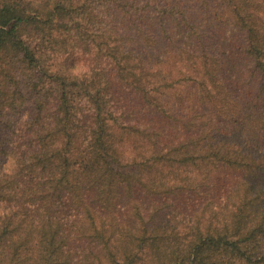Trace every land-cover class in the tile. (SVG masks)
Returning <instances> with one entry per match:
<instances>
[{"label":"trees","instance_id":"1","mask_svg":"<svg viewBox=\"0 0 264 264\" xmlns=\"http://www.w3.org/2000/svg\"><path fill=\"white\" fill-rule=\"evenodd\" d=\"M233 58L245 117L227 95ZM252 116L264 127V0H0V264H70V235L95 264H264V190L246 174L217 225L177 220L186 189L168 181V204L132 227L104 219L146 171L194 161L195 138L172 144L170 121L214 136ZM245 150L208 157L264 162Z\"/></svg>","mask_w":264,"mask_h":264},{"label":"rangeland","instance_id":"2","mask_svg":"<svg viewBox=\"0 0 264 264\" xmlns=\"http://www.w3.org/2000/svg\"><path fill=\"white\" fill-rule=\"evenodd\" d=\"M232 63L234 64V71L231 72L232 74H226V77H228L227 83L230 87L228 88L229 92L227 95H230L234 100L242 101L244 103L242 110L237 115L245 117L251 114L252 109L249 107L247 100L239 93L238 82L241 85L240 74L238 73L239 62L236 61V58H233ZM218 107L219 103H217L216 100L212 103H206L201 106L197 112L204 118H209L212 116L213 112H218L220 110ZM224 109L227 112L235 113L231 106ZM254 116H252V118L248 117L246 120L244 119L243 122H241L243 124L242 127H238L237 123L225 121L224 119L223 122H226V124L224 125L223 130H220V133H217L214 136L213 134L208 135L206 130H198L197 132L192 128H189L191 127L190 125H183L181 123L176 124L175 121H170L169 124L172 125H165V128L168 133L173 136L172 144L177 146L181 142H185L190 138H192V140L195 138L189 146L194 161L190 164L182 165H179L178 162H174L172 165H168V168H171V172L169 169L166 170V166L162 167L161 172L156 168H154L153 171H146L141 183L142 189L132 192L123 188L119 194H114L116 195V204L113 209L104 201L97 204L102 208L107 205L108 209L105 210L107 216L104 214V219L108 220L110 217L109 222L112 220L115 223H120V228L122 230L126 226L132 227L134 220L139 218L138 213H140V208V211L143 210L144 212H147L149 210H158V208L161 209L168 204L166 202V197L157 196L158 192L156 191V186H161L164 181H168L170 185H168L167 188H163V190H168L170 188L176 189L179 187L186 189L185 191H182L181 197L174 201V205H176L175 213L177 220L189 219L188 222L191 221L192 223L200 220L203 225L211 222L216 225L219 224L223 220V212L227 209L230 210L239 203L241 197L239 190H243L240 181L244 179L245 174L251 178V184H258L257 187H260L261 185L264 190V162L260 159L249 162V166L241 167L243 172H245L243 174L242 170L236 166L214 163V160L210 161L208 157L209 155L213 156L217 152L222 153L237 146L247 147L248 150L245 151L249 153L248 155L258 156L260 152L264 153V127H261V129L259 128L260 122L256 121ZM223 118L224 117H221V120ZM222 125L223 123L221 126ZM227 138L230 144L225 146L218 145L222 140ZM202 139L203 142H201ZM193 148L196 149V152L192 151ZM235 150L237 155L238 149ZM176 154L177 153H175L173 157H182V155ZM8 167L14 172V162H12V160L8 161ZM191 182L193 185H191ZM173 184H176V187ZM194 184L197 185L195 186ZM28 209L31 208L28 206ZM68 209H63L62 213ZM45 210L46 208H40L38 212L30 210V216L27 219L29 225L38 224L39 219L43 217ZM66 221H69V219ZM86 235H80V237L85 239ZM72 238H74L72 235L68 237V239H71L68 246L71 250L70 264H95V259L84 257L79 254L80 248L77 247L79 240H72ZM83 239L82 245H85ZM68 247L65 246L63 252H67L65 250H67ZM35 254L36 253H34V256L37 258ZM25 257H28V255L26 254ZM30 262L31 260L27 263L31 264Z\"/></svg>","mask_w":264,"mask_h":264}]
</instances>
